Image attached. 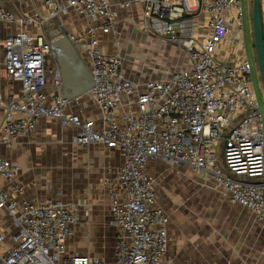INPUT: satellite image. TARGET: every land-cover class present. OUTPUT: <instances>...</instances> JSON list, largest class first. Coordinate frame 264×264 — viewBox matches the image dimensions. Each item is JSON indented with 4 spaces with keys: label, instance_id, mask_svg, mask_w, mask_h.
<instances>
[{
    "label": "built area",
    "instance_id": "1",
    "mask_svg": "<svg viewBox=\"0 0 264 264\" xmlns=\"http://www.w3.org/2000/svg\"><path fill=\"white\" fill-rule=\"evenodd\" d=\"M4 1L10 0H0V22L13 24L15 31L4 39L3 64L20 91L0 94V143L27 135L47 116L72 126V141L119 148L124 157L101 181L116 232L114 259L108 262L89 253H67L76 212L56 201L20 198L18 166L0 156V177L9 184L0 189V209L15 226L6 250L0 234V264H163L170 218L156 201L155 178L146 169L152 159L184 163L213 176L230 200L264 220V122L252 64L247 57L234 65L213 57L230 32L229 18L242 30L241 0L119 1L124 8L140 6L143 34L180 46L188 58L187 67L140 83L124 76L120 53L98 47L99 33L116 25L111 0H45L53 11L31 16H15ZM70 9L86 19L84 31L70 37L92 74L87 93L98 120L67 110L77 98L59 95V70L49 61L44 24L51 14ZM200 12L209 14L205 24L198 22ZM47 85L53 93L45 92Z\"/></svg>",
    "mask_w": 264,
    "mask_h": 264
},
{
    "label": "crops",
    "instance_id": "2",
    "mask_svg": "<svg viewBox=\"0 0 264 264\" xmlns=\"http://www.w3.org/2000/svg\"><path fill=\"white\" fill-rule=\"evenodd\" d=\"M111 1L112 9L116 14V25L112 32L99 33L98 47L102 52H117L125 56L126 52H134L132 48L145 49L144 47L150 46L151 49L157 48L158 51L174 49L173 47L171 49L170 46L166 47L162 40L143 34L141 31L140 6L135 5L130 8H124L118 3L121 0ZM3 4L15 16L48 15L54 9L53 4L47 3L45 0H10L4 1ZM261 13L263 17L264 13L262 10ZM208 17V13L200 12L198 22L205 24ZM86 24L84 17L70 9L67 13L60 14L58 21L45 23L43 29L45 30L48 27L52 31L64 30L69 34H79L84 31ZM228 25L230 32L216 46L213 57L221 63L234 65L243 57L249 59L247 41L243 22L241 31L238 30V26L232 18L228 19ZM28 28L33 29L34 32L39 31L38 28L32 25H28ZM14 31L15 26L13 24L0 22V94L2 95L16 96L20 91L19 82L7 76L3 64L4 39ZM174 50L176 55L177 50ZM182 57V61H177L178 65L175 69L166 70L173 71L187 67L188 58L185 52ZM124 58L123 74L133 82L140 83L148 78L165 76V74L160 76L161 73L144 76L137 70L125 69ZM49 61L50 63L53 61L52 64L54 63L53 58H50ZM45 92L48 94L53 93V86L47 85ZM67 110L94 120H98L100 116L97 106L88 93L78 96L77 100L67 107ZM2 114L3 109H0V117ZM13 115L15 116L16 114ZM74 133L75 129L72 126L63 125L58 119L44 116L38 120L32 132L15 137L9 145L0 143V156L9 159L18 166L15 181L22 187L20 198L34 201L52 200L59 202L76 212L77 217L78 213L81 215L84 209L95 208L100 200L105 199L111 219L109 199L101 185V181L105 177L110 176V170L108 169L112 171L122 163L123 152L119 148L107 147L99 142L89 144L74 142L72 141ZM155 160L161 159L149 160L146 165L147 171L152 175L151 164ZM8 187V182L0 177V189H7ZM239 205H233L229 209L224 208L222 210V213L226 211L224 212L225 224L222 231L226 234L225 239L228 244L226 245L227 250L225 253L227 261L229 264H264V220L254 218L250 210ZM77 226L78 220L73 225V233L66 238L67 253H72L70 252V246L77 241L75 235ZM169 227L170 221L168 224V236ZM14 232L15 226L11 218L5 210L0 209V234L3 236L1 248L3 250H6L13 243ZM115 241L116 232L113 259ZM168 245L169 241L167 249ZM88 253L108 261L98 255ZM219 254L220 256H225L222 252ZM223 259L220 258L221 261Z\"/></svg>",
    "mask_w": 264,
    "mask_h": 264
},
{
    "label": "rangeland",
    "instance_id": "3",
    "mask_svg": "<svg viewBox=\"0 0 264 264\" xmlns=\"http://www.w3.org/2000/svg\"><path fill=\"white\" fill-rule=\"evenodd\" d=\"M241 2L247 54L252 64L264 122V88L257 70L253 44L252 0ZM260 7L264 13V0H260ZM262 27L264 33V15ZM164 43L166 47L176 49V55L174 49L158 51L150 46H143L145 49L132 48L133 53L122 54L123 58L126 57L124 68L137 70L144 76L154 73L166 75L167 71H171L166 69H175L177 61H182L184 51L176 44ZM219 149L222 150L221 144ZM151 168L155 178L156 201L170 218L169 245L163 264H229L225 255L228 245L226 234L222 231L226 211L222 213V210L238 204L230 200L213 176L195 171L187 164L161 159L153 161ZM78 217L77 241L70 246V252H90L113 261L115 229L106 200H100L95 208L84 209L81 215L78 213ZM220 252L225 256H220ZM220 258H224L223 261Z\"/></svg>",
    "mask_w": 264,
    "mask_h": 264
},
{
    "label": "water",
    "instance_id": "4",
    "mask_svg": "<svg viewBox=\"0 0 264 264\" xmlns=\"http://www.w3.org/2000/svg\"><path fill=\"white\" fill-rule=\"evenodd\" d=\"M58 20L59 15L53 13L45 23ZM252 29L257 70L264 88V33L260 0H252ZM44 34L50 43L52 57L60 74L59 95L65 99H73L87 93L93 85V77L70 34L64 30L52 31L48 27Z\"/></svg>",
    "mask_w": 264,
    "mask_h": 264
},
{
    "label": "trees",
    "instance_id": "5",
    "mask_svg": "<svg viewBox=\"0 0 264 264\" xmlns=\"http://www.w3.org/2000/svg\"><path fill=\"white\" fill-rule=\"evenodd\" d=\"M53 62V61H52ZM52 62H51V64H52Z\"/></svg>",
    "mask_w": 264,
    "mask_h": 264
}]
</instances>
